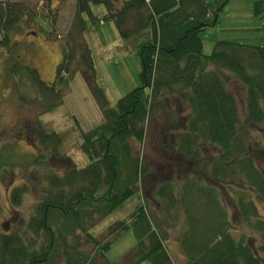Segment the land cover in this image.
Masks as SVG:
<instances>
[{
  "label": "trees",
  "instance_id": "1",
  "mask_svg": "<svg viewBox=\"0 0 264 264\" xmlns=\"http://www.w3.org/2000/svg\"><path fill=\"white\" fill-rule=\"evenodd\" d=\"M226 1L76 0L66 34L69 47L54 81L45 83L35 67L23 66L35 86L50 96L44 97L48 108L60 102L52 99L61 98L60 85L76 69L75 40L84 30L82 13L91 16V3L103 4V19L113 21L123 40L136 41L141 83L109 106L96 84L91 58L81 57L82 74L90 75L104 118L80 134L79 147L88 163L77 167L59 155V173L47 171L38 179L33 168L45 163L43 151L58 157L55 147L61 142L59 134L39 122L24 124L22 134L40 153L17 155L20 160L8 149L7 158L0 154L12 212L0 220V264H91L90 252L104 257L112 239L97 240L91 228L134 196L138 204L107 233L113 237L132 230L135 244L128 264H264V171L259 163L264 145L255 137L246 140L256 127L264 138V45L217 40L204 53L199 37L215 24ZM24 14L29 12L22 2L0 0V45H8L13 25ZM253 14L264 19V0H253ZM148 118L175 122L172 133H166L171 141L161 148L189 162L188 171L160 178L149 197L139 186L147 169L129 144V139L143 140ZM15 170L29 174L16 178ZM30 189L36 197L32 213L25 221L16 220L17 206ZM223 192L233 199L234 211ZM167 223L179 227L182 263L168 252ZM82 239L89 249L82 247Z\"/></svg>",
  "mask_w": 264,
  "mask_h": 264
},
{
  "label": "rangeland",
  "instance_id": "2",
  "mask_svg": "<svg viewBox=\"0 0 264 264\" xmlns=\"http://www.w3.org/2000/svg\"><path fill=\"white\" fill-rule=\"evenodd\" d=\"M16 1L25 4L29 14H24L13 25L9 33L8 45H0V154L7 158L6 152L9 150L13 158L20 160V156L17 155L33 157L36 153H40L38 152L40 148L35 147L22 134L24 124L39 122L44 130L55 131L61 137L60 144L55 147L58 157L53 156L50 151L47 153L43 151L45 163L33 168V173L40 179L41 174L56 171L62 160L60 156L68 157L77 167L85 166L88 163V157L79 147L80 134L104 121L102 110L91 91L95 86L89 79L90 75L87 71L84 75L82 74V70L85 72V69L81 57L87 55L91 58L96 84L102 88L109 106H113L119 97L140 85V63L136 41L123 40L113 21L103 19L105 13L103 4L91 3L89 6L91 16L86 12L82 13L84 30L79 41L75 40L73 65L76 69L67 84L60 85L61 98L52 99L53 102H60L48 108V102L44 97L50 98V96L35 86L23 66L35 67L39 78L45 83L54 80L63 50L69 47L66 42L70 40L67 39L66 34L73 20L76 0ZM263 22V17L253 14V0H227L218 11L215 24L199 32L202 51L209 53L217 40L264 45ZM238 107L241 117L243 102L239 96ZM174 124L175 122H164L158 118H148L143 140L137 143L129 139L133 152L140 157L147 169L139 183L144 196L149 197L154 184L160 178L166 179L171 173L180 175L189 170V162L182 156L168 153L161 148V145L171 141L166 133L172 131ZM261 131L262 128L256 127L246 140L251 141L252 137H255L264 145ZM259 163L264 171V156L260 157ZM56 172L59 173V171ZM15 173L12 176L16 178L29 174L19 170H15ZM8 181L9 176L0 173V220L2 222L10 218V214L12 215L6 198ZM30 190L31 193H25L17 206L18 212L14 215L16 220L21 217V220L25 221L32 213V203L36 197L34 190ZM223 199L227 207L234 211L233 199L225 192H223ZM137 202L136 196L128 199L121 207L101 218L91 228L92 234L97 240H104L103 243L106 239L112 238L108 249L103 251L104 257L95 250L90 252L91 264H107L105 260L111 264H128L127 255L135 244L132 230L130 228L122 230L113 237H107V233L114 221L125 220L129 216ZM151 204L156 207L154 202ZM259 207L261 208L262 204ZM166 219L167 222H171L168 217ZM166 229L165 243L168 252L173 260L182 263L183 254L177 243L179 227L167 223ZM81 245L85 249L90 248L83 239ZM139 264H149V262L142 261Z\"/></svg>",
  "mask_w": 264,
  "mask_h": 264
},
{
  "label": "flooded vegetation",
  "instance_id": "3",
  "mask_svg": "<svg viewBox=\"0 0 264 264\" xmlns=\"http://www.w3.org/2000/svg\"><path fill=\"white\" fill-rule=\"evenodd\" d=\"M54 81V80H53ZM50 82H52V81H50Z\"/></svg>",
  "mask_w": 264,
  "mask_h": 264
}]
</instances>
